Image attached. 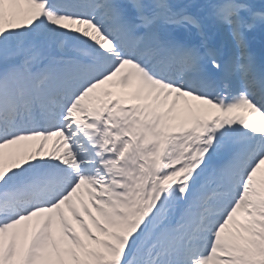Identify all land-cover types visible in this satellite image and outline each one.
Returning a JSON list of instances; mask_svg holds the SVG:
<instances>
[{
    "label": "snow or ice",
    "instance_id": "6c2138e0",
    "mask_svg": "<svg viewBox=\"0 0 264 264\" xmlns=\"http://www.w3.org/2000/svg\"><path fill=\"white\" fill-rule=\"evenodd\" d=\"M0 264H264V0H0Z\"/></svg>",
    "mask_w": 264,
    "mask_h": 264
},
{
    "label": "bare ground",
    "instance_id": "6f19581e",
    "mask_svg": "<svg viewBox=\"0 0 264 264\" xmlns=\"http://www.w3.org/2000/svg\"><path fill=\"white\" fill-rule=\"evenodd\" d=\"M51 146V143H50V145H49V147Z\"/></svg>",
    "mask_w": 264,
    "mask_h": 264
},
{
    "label": "rangeland",
    "instance_id": "374dc122",
    "mask_svg": "<svg viewBox=\"0 0 264 264\" xmlns=\"http://www.w3.org/2000/svg\"><path fill=\"white\" fill-rule=\"evenodd\" d=\"M51 147V146H50Z\"/></svg>",
    "mask_w": 264,
    "mask_h": 264
}]
</instances>
